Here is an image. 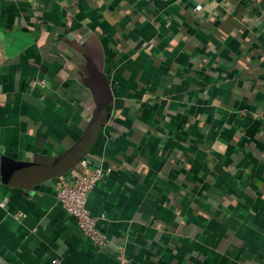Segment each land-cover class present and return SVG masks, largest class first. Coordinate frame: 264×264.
I'll return each mask as SVG.
<instances>
[{
	"label": "crops",
	"instance_id": "crops-1",
	"mask_svg": "<svg viewBox=\"0 0 264 264\" xmlns=\"http://www.w3.org/2000/svg\"><path fill=\"white\" fill-rule=\"evenodd\" d=\"M80 52L102 58L83 155L108 169L87 198L100 248L57 177L1 179L3 157H55L83 134L99 97ZM4 198L0 264H264V0H0Z\"/></svg>",
	"mask_w": 264,
	"mask_h": 264
},
{
	"label": "water",
	"instance_id": "water-1",
	"mask_svg": "<svg viewBox=\"0 0 264 264\" xmlns=\"http://www.w3.org/2000/svg\"><path fill=\"white\" fill-rule=\"evenodd\" d=\"M85 60L84 69L89 76L84 77V83L93 89L95 96L99 97V82L97 78L102 79L101 56L91 58L89 55L80 52ZM100 81V80H99ZM103 97V96H102ZM98 98L97 106L93 115L87 124L81 137L68 149L64 150L55 157L37 156L34 161L20 163L13 159L3 157L1 179L3 182L28 189L46 178L59 177L74 167L75 162L79 161L85 155L92 145V142L100 127V109L104 105V100ZM107 113L105 118H108Z\"/></svg>",
	"mask_w": 264,
	"mask_h": 264
},
{
	"label": "built area",
	"instance_id": "built-area-1",
	"mask_svg": "<svg viewBox=\"0 0 264 264\" xmlns=\"http://www.w3.org/2000/svg\"><path fill=\"white\" fill-rule=\"evenodd\" d=\"M201 9V4L194 6L195 11ZM44 86V80L31 79L30 87ZM77 172L63 174L56 179L54 197L60 206L76 219L80 232L86 236L95 247H103L107 242V236L97 227L99 216L91 214L87 207V198L95 185L108 171L101 164H95L87 156L78 161ZM6 199L0 201L3 206ZM100 216H103L102 214Z\"/></svg>",
	"mask_w": 264,
	"mask_h": 264
}]
</instances>
